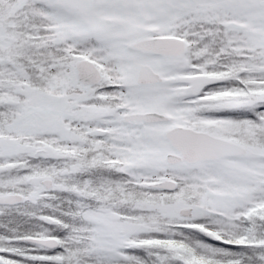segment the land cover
<instances>
[{"label":"snow or ice","instance_id":"snow-or-ice-1","mask_svg":"<svg viewBox=\"0 0 264 264\" xmlns=\"http://www.w3.org/2000/svg\"><path fill=\"white\" fill-rule=\"evenodd\" d=\"M0 264H264V0H0Z\"/></svg>","mask_w":264,"mask_h":264}]
</instances>
